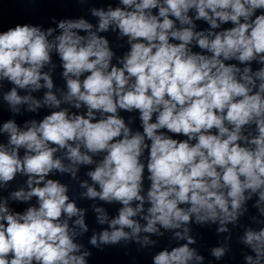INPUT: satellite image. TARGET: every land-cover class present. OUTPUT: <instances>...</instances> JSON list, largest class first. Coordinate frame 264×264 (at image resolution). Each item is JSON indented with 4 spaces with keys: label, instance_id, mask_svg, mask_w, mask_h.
<instances>
[{
    "label": "clouds",
    "instance_id": "obj_1",
    "mask_svg": "<svg viewBox=\"0 0 264 264\" xmlns=\"http://www.w3.org/2000/svg\"><path fill=\"white\" fill-rule=\"evenodd\" d=\"M120 4L92 8L95 26L84 18L60 20L51 40L56 29L28 23L0 31V81L14 85L3 96L10 110L53 109L39 122L9 119L0 127L7 135L0 142V189L8 192L0 196V264H87L91 252L74 242L88 231L84 210L50 176L75 178L78 165L94 162L87 175L99 190L84 181L81 196L122 205L110 220L95 208L98 223H108L90 238L96 248L132 240L154 245L140 233L163 236L162 228L186 242L157 252L153 264H203L190 247L196 240L189 224L228 232L254 194L264 216V0ZM109 30L128 46L120 56L99 35ZM53 52L67 88L60 98L50 71H42ZM253 63L261 66L253 71ZM41 88L43 100L17 91ZM18 175L26 188L8 191ZM240 242L253 253L244 255L245 264H264V227L246 228ZM227 251L217 246L210 254L220 260Z\"/></svg>",
    "mask_w": 264,
    "mask_h": 264
},
{
    "label": "water",
    "instance_id": "obj_2",
    "mask_svg": "<svg viewBox=\"0 0 264 264\" xmlns=\"http://www.w3.org/2000/svg\"><path fill=\"white\" fill-rule=\"evenodd\" d=\"M109 5L113 8L118 6L122 7L120 0H62L58 22L62 19L84 18L95 26L98 22V18L91 15V9L103 8L104 10H107ZM205 26L206 25L201 24V27ZM59 33L60 30L57 28L55 36ZM80 34L84 35L85 33L80 32ZM99 35L108 38L110 47L116 51L117 56L122 55L127 50V44L124 40L118 39L117 33L109 30V32L100 33ZM53 65H55L54 68ZM260 66L261 65L257 63H253V71L257 70ZM49 71L54 84L52 91L56 93L58 98H60V96L67 91V88L65 79L62 77L63 69L61 62L55 52L52 53V63L50 64ZM61 107H66V105L62 104ZM52 110L53 109L44 107L43 117L49 115ZM122 115H124L127 120L129 114L122 113ZM131 126L134 130L139 129L138 119H136ZM57 155L63 159V152L57 153ZM98 159V157H94V161H98ZM63 162L65 164L69 163L66 159H64ZM95 166V162L91 165H78V171L75 178H73L70 173L61 174L59 172L50 176V178L57 179L61 183L67 185V194L70 201H74L78 208L84 210V220L88 231L77 235L74 238V242L83 245V248L81 249L82 252L84 250L91 252V255L86 258L87 264H153L152 258L157 252L165 248L170 251L173 247L186 242L173 239V231H166L161 228L160 230L164 232L163 236L143 232L140 233L141 239H143L145 235H148L151 240L156 242L154 245L142 247L140 243L132 240L128 242L121 241L116 245H101L100 248L92 246L89 243L91 236L94 233L98 235L101 231L108 228V223H98L97 217L99 213L95 211V208H103L110 220L118 215L119 208L122 206L118 202L106 203L99 200V198L92 200L81 196L83 192L87 191L86 188L80 187L81 182L87 181L90 186H94L99 190V186L94 185L91 178L87 175L89 171L94 170ZM148 186L149 182L145 180V194ZM257 199L258 196L254 194L252 198L246 202L244 207L247 211L239 217L238 222L235 225L231 223L227 225L229 229L228 232L217 233V224L200 226L193 222L188 225L191 230L190 235L196 240V243L190 245V247L195 248L197 252L204 257L203 264H245L244 255H253L251 250L240 242V238L248 227L253 230H259L264 227V216H262L257 207L254 206ZM136 203L137 202H133V207H135ZM147 207H149V205L145 203V211ZM261 207H264V204H262ZM75 219H77V217H73L69 220L70 227L74 226L73 221ZM134 219L139 220L141 225L146 223V221L140 219L139 216L134 217ZM157 227H159V225H157ZM76 231L78 233L81 232L79 227H76ZM125 231L130 230L125 229ZM226 237H230V239H226ZM217 246H225L229 249L220 260H216L210 254V250Z\"/></svg>",
    "mask_w": 264,
    "mask_h": 264
}]
</instances>
